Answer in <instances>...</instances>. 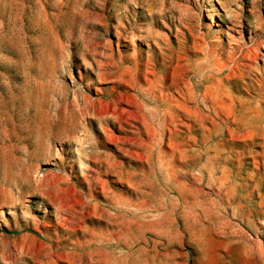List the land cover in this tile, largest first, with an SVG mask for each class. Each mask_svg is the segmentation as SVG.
Masks as SVG:
<instances>
[{
	"label": "rangeland",
	"instance_id": "1",
	"mask_svg": "<svg viewBox=\"0 0 264 264\" xmlns=\"http://www.w3.org/2000/svg\"><path fill=\"white\" fill-rule=\"evenodd\" d=\"M0 264H264V0H0Z\"/></svg>",
	"mask_w": 264,
	"mask_h": 264
}]
</instances>
